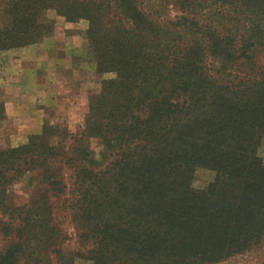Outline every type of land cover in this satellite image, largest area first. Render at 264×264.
Masks as SVG:
<instances>
[{"label":"trees","instance_id":"1","mask_svg":"<svg viewBox=\"0 0 264 264\" xmlns=\"http://www.w3.org/2000/svg\"><path fill=\"white\" fill-rule=\"evenodd\" d=\"M4 3L0 51L42 40L54 9L87 20L111 76L78 131L45 123L0 150V264H215L263 243L264 0ZM200 168L213 175L197 185ZM31 170L15 204L8 187ZM58 207L84 251L64 253Z\"/></svg>","mask_w":264,"mask_h":264},{"label":"rangeland","instance_id":"2","mask_svg":"<svg viewBox=\"0 0 264 264\" xmlns=\"http://www.w3.org/2000/svg\"><path fill=\"white\" fill-rule=\"evenodd\" d=\"M4 6V0H0V10ZM2 18L0 11V26ZM43 18L46 23L42 25V40L0 51V101L4 102L5 110V119L0 125V150L26 143L31 135L41 132L45 123L69 132L78 131L84 124L89 96L99 91L103 78L111 76L96 72L95 61L88 51L87 20L70 21L54 9H46ZM259 154L264 162V138ZM212 175L211 171L200 168L196 171L195 183L202 185ZM34 176L31 170L8 187L9 198L15 204H23L34 194ZM55 216L66 234L64 253L84 251L87 246L81 244L67 212L58 207ZM13 239L12 235L3 238V247ZM39 259L36 256L32 264H48ZM62 263L90 264L79 256L72 262ZM215 264H264V240L250 251Z\"/></svg>","mask_w":264,"mask_h":264}]
</instances>
